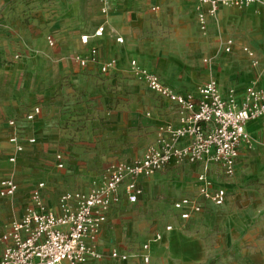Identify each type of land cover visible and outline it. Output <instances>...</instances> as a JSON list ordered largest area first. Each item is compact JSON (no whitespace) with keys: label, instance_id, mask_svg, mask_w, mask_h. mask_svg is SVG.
Listing matches in <instances>:
<instances>
[{"label":"crops","instance_id":"0c3cea01","mask_svg":"<svg viewBox=\"0 0 264 264\" xmlns=\"http://www.w3.org/2000/svg\"><path fill=\"white\" fill-rule=\"evenodd\" d=\"M151 9L154 12L163 9L164 15H167L164 18L171 17L176 26L194 30L199 24L200 6L197 0H117L109 4L105 13L97 1L0 0V153L4 147L15 153L8 141L10 135L8 121L16 119L21 129L24 152L26 150L30 154L28 159L37 161L41 157L39 163L50 167L56 165L55 153H63L67 167L73 163L72 148L75 153L82 152L87 144L81 140L89 137L93 138L94 142L88 145L98 147L89 159V168H95L96 165L106 167L112 162L105 169L106 173L113 164L141 158L147 147L155 140L156 133L140 157L118 162H115V159L118 158L120 147L111 146L110 143H113L111 141L102 158V144L98 143L97 139L101 137L102 127H109L111 118L118 122L126 121L127 115H132L127 112L135 107V104L130 103L132 97L141 99V95L145 94L150 101L147 105L151 106L147 109L146 115L150 112L153 119L158 122L177 124L174 105L150 91L132 71L130 73L120 71L118 61L115 59L111 60H115L116 68L109 75L101 74V66L109 62L107 60L114 50H117L115 40L123 39L121 36L129 40H138L141 35L139 28L144 25L146 18L152 15ZM203 11H207V7L204 6ZM101 27H104L103 36L94 37L95 32ZM213 29L217 30L222 40L229 36L233 38L229 39L232 41L233 55L228 65L243 74L232 81V85L238 91V94L235 91L236 101L239 103L250 87L264 91V1L258 0L254 5L242 9L222 7L216 16H208L207 32ZM82 36H89L88 44L82 42ZM49 38L54 40V46L49 44ZM203 40L200 38V41ZM93 48L98 52L96 62L90 60ZM246 48L253 52V56L243 52ZM254 53L258 60L256 65L252 59ZM78 58L88 59L87 66L82 67ZM120 60H123L122 57ZM222 81L223 77L220 79L221 83ZM171 86L178 92L190 91L176 89L174 88L176 84ZM221 94L227 98V93ZM34 107H40L41 112L33 121H27L26 117ZM246 129L255 143L252 147L244 145L240 149L236 173L240 160L244 159L248 165L244 169L245 175L251 176L253 172L264 169V118L248 122ZM112 137L115 136L111 135L110 138ZM29 138H35L36 143L29 144ZM73 143H76L74 147ZM16 154L18 156L22 153ZM254 161L256 163L251 164ZM186 166L173 164L151 178L155 182H161V174L184 170ZM189 166L198 170L199 174L202 171L200 165ZM218 175H222L221 170L217 165H212L211 179L214 180ZM151 178L141 181L144 194ZM196 195L184 193L175 201L183 196ZM121 203L129 204L126 199H122ZM115 207L117 205L113 209ZM216 208L221 207L212 206L209 210ZM112 211L99 238L98 249L105 255L102 235L106 233ZM5 216V213H1V217ZM13 220L15 219L4 224L3 233ZM166 232L168 231L165 229L163 234L161 233L162 240ZM3 233L0 236L2 246L0 259L4 249L1 240ZM168 235L169 238L173 236ZM158 244L159 242H156L151 246L149 264H180L183 256L169 254L167 251L164 259H158V251L164 250L163 246ZM141 247L135 254L111 245L107 250L108 254L111 249H118L122 253L136 255L141 252ZM194 254L195 252L191 255L187 253L185 263L196 261ZM132 260L137 261V264H143L139 258L131 259L129 262ZM115 261L117 264H127ZM93 262L100 261L91 260L87 264Z\"/></svg>","mask_w":264,"mask_h":264},{"label":"rangeland","instance_id":"374dc122","mask_svg":"<svg viewBox=\"0 0 264 264\" xmlns=\"http://www.w3.org/2000/svg\"><path fill=\"white\" fill-rule=\"evenodd\" d=\"M228 7L242 9L248 6ZM151 14L139 28L141 35L138 40H129L125 36H121L123 43L115 40L117 50L107 61L115 59L120 71L130 73L131 62L136 60L139 67L156 73L170 87L176 84L174 88L179 90L197 92L201 85L215 80L220 92L227 93L228 99L235 97V91L238 94L232 81L243 74L229 67L233 52L228 53L224 48L227 41L233 39L232 36L222 40L217 30L204 32L200 24L194 30L176 26L171 17L164 18L167 15H164L163 9L157 12L151 9ZM200 38L204 40L200 41ZM243 52L246 53L244 49ZM254 55L252 59L256 65L258 60ZM144 95H141V99H130L135 107L127 112L132 115H127L126 121L118 122L111 118L109 127H102L101 137L97 138L98 143L102 144V158L111 141V146L120 147L115 159L118 162L140 157L154 139L156 128L163 123L154 120L152 115H146L151 106L147 105L150 101ZM111 135L115 137L110 138ZM81 141L87 144L86 148L80 153H75L72 148L73 163L61 170L56 165H42L39 163L41 157L37 161L28 159L30 154L26 150L18 156L16 154V162L11 163L9 159L15 153L6 147L2 149L0 179L14 178L20 188L14 198L0 199V236L7 221L23 215L31 204L33 189L40 182L46 185L43 196L52 210H57L59 197L64 192L88 191L103 185V174L112 162L106 167L96 165L89 168V159L98 147L88 145L94 142L93 138L87 137ZM254 143L251 141L246 146L252 147ZM254 163L256 161L251 162ZM247 166L245 160L241 159L235 176H216L213 180L216 186L223 187L228 193L226 204L216 210L208 209L187 222L179 219L173 204L181 194H197L198 170L187 165L184 170L161 174V182L151 178L139 203H121L113 209L106 233L102 235L105 258L92 264H117L109 256L108 246H117L135 254L152 235L163 234L168 225L173 230L166 232L158 244L164 248L158 251L157 258L160 260L165 258L167 251L183 256L182 260L178 257L180 264H264V169L246 176L244 169ZM212 206L209 204L210 209ZM1 213L6 216L1 217ZM168 234L173 236L169 238ZM194 252L196 261L185 263L187 253L191 255ZM127 264H137V261L132 260Z\"/></svg>","mask_w":264,"mask_h":264},{"label":"built area","instance_id":"2783aa9c","mask_svg":"<svg viewBox=\"0 0 264 264\" xmlns=\"http://www.w3.org/2000/svg\"><path fill=\"white\" fill-rule=\"evenodd\" d=\"M97 1L107 12L110 3L117 0ZM200 6L198 20L202 31H208V16L214 17L225 6H249L258 0H197ZM207 11H203V7ZM104 34V27L99 28L94 37ZM54 46V40L49 38ZM88 44L89 36H82ZM117 42L123 43L122 38ZM232 41L225 46L230 53ZM246 53L253 56L248 48ZM97 49L91 50L92 62H96ZM82 67L88 59L78 58ZM133 74L147 88L172 103L177 115V124L165 123L156 130V137L141 158L131 162H119L111 165L103 179V185L89 191H68L61 194L57 210L48 208L43 190L44 182L38 183L31 194V204L23 215L11 221L1 240L4 249L0 264H87L91 260L101 261L104 252L98 249L103 226L108 222L113 207L126 199L129 204H137L144 195L141 181L165 171L171 165H200L198 176L199 188L196 196H183L174 202L173 208L181 221L187 222L195 215L208 210L209 204L223 207L228 193L223 187H217L210 177L212 165H217L222 174L233 177L237 170L240 149L252 141L246 129L248 122L264 118V91L254 87L246 90L238 103L234 97L224 98L215 80L201 85L197 92H178L165 84L156 74L139 67L136 60L131 62ZM116 68L115 60L101 66V74L109 75ZM41 112L34 107L27 115V121H33ZM147 116H151L148 112ZM10 130L9 143L15 153H23L25 146L21 137L18 120L8 121ZM28 143H36L29 138ZM16 155L10 157L16 162ZM56 168H66L63 153L56 154ZM19 190L14 178L0 180V198H13ZM173 227L168 225L166 231ZM162 234L156 233L141 247L136 255L111 249L109 255L120 262H129L139 258L143 264L151 261L150 250L153 243L160 242Z\"/></svg>","mask_w":264,"mask_h":264}]
</instances>
